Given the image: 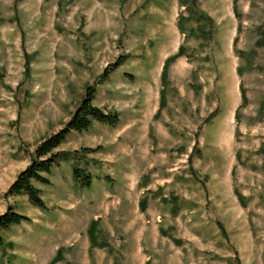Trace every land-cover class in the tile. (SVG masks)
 <instances>
[{
	"label": "rangeland",
	"instance_id": "1",
	"mask_svg": "<svg viewBox=\"0 0 264 264\" xmlns=\"http://www.w3.org/2000/svg\"><path fill=\"white\" fill-rule=\"evenodd\" d=\"M263 36L264 0H0V264H264ZM88 85L118 124L9 196Z\"/></svg>",
	"mask_w": 264,
	"mask_h": 264
},
{
	"label": "trees",
	"instance_id": "2",
	"mask_svg": "<svg viewBox=\"0 0 264 264\" xmlns=\"http://www.w3.org/2000/svg\"><path fill=\"white\" fill-rule=\"evenodd\" d=\"M262 39L264 40V36ZM181 50L182 47L179 48V54L181 53ZM170 60L169 57L165 62L162 79L166 77V69ZM120 64H122V62L119 63V65ZM108 72L109 67L105 68L101 77L107 78ZM96 94V85H88L83 100L64 126L57 132L43 138L38 143L30 164L21 170L11 183L7 191L9 196L27 195L31 204L40 209H47V204L41 195V188L36 184H51L49 174L52 172V167L54 165H59L61 161L70 160L75 156L73 153L60 150V146L66 142L68 135L72 131L83 132L89 130L95 121L112 126L117 125L119 122L118 113L105 112L94 103ZM243 100H246L245 93H243ZM161 104H163V102H160V107ZM74 161L76 162L73 164L74 179L78 180L82 186L90 187L93 183L92 174L81 168L75 159ZM30 220L31 218L29 216L20 213L13 206H8L7 210L0 214V244L3 242V233L5 230H8L12 225ZM91 230L93 232L94 226L91 227ZM91 239L93 243L96 242L93 236H91ZM60 257L61 248L58 249L57 255L52 262L59 260Z\"/></svg>",
	"mask_w": 264,
	"mask_h": 264
}]
</instances>
